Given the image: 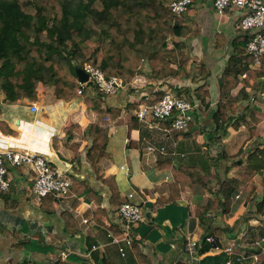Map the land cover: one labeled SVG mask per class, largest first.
<instances>
[{
  "label": "crops",
  "instance_id": "0c3cea01",
  "mask_svg": "<svg viewBox=\"0 0 264 264\" xmlns=\"http://www.w3.org/2000/svg\"><path fill=\"white\" fill-rule=\"evenodd\" d=\"M244 14L231 8L220 16L213 0H194L184 15L190 31L187 33L183 30L179 41V46H185L191 55L189 72H182L176 78L158 80L150 79L143 70L133 80L135 85L132 82L131 88L127 86L111 96L99 95L98 91L87 89L88 95L102 109H122L116 120L108 115L87 111L83 98L71 101L57 98L54 87L47 85H39L34 100L25 98L9 102L6 95L0 93V133L5 140L16 144L19 150L46 155L55 168L71 179L73 186H78L70 197L58 199L52 205L42 204L33 192L35 174L24 167L11 169V189L0 196V264H97L103 258H108L113 264H137L133 247L122 257L118 254V245L112 242L114 233L110 228H120L122 237L126 224L120 215V207L111 204L115 191L125 199L133 193L134 200L143 205L145 220L135 227L131 225L130 234L133 241L141 242L143 251L156 264H176L178 261L193 263L186 251L187 240L202 239L205 232L195 217L198 200L190 191L184 192L178 201L173 200L168 190L173 176L165 161L171 160L176 168L181 165L189 168L198 166L210 176V186L216 187L217 180L213 175L219 168L223 176L233 162L227 149L232 132L236 134V129L254 132L257 124L264 126V90L253 97L254 101L244 102L239 108L238 113L243 114L245 120L230 128L227 137L223 133L225 139L221 144L209 141L207 131L211 130L204 128L206 132L199 137L197 145L191 142L193 144L190 146L188 140H176L168 128L152 120L138 119L137 129L130 135L129 126L134 121V114L142 110L143 98L153 99V94L159 89L193 93L201 85L211 90L213 84H218L226 67L227 56L234 51V43L242 30ZM170 42L172 45L168 44V47L172 48L175 41ZM144 65L146 71H150L148 63ZM203 65L206 75L202 73ZM255 69H260V66H255ZM138 77L140 80H137ZM241 87L233 92L234 95ZM215 91L219 94L217 85ZM217 99L210 105L211 108L215 107ZM200 103L204 104L201 100ZM34 104L39 108L38 112L31 110ZM257 106L260 107L259 111ZM197 114L198 122L205 124L201 113ZM93 125L109 129L108 154L98 169L89 155L91 136L87 131ZM208 127L211 129V122ZM261 134L254 135L261 137ZM205 136L206 142L203 141ZM151 146L157 149L155 153L149 152ZM161 148H165L166 154L159 152ZM216 150H225L227 161L219 165L212 153ZM236 173L237 170L232 168L228 175L233 177ZM209 197L210 194L205 196V202ZM161 199L173 201L165 203L163 207H155ZM254 210V205H251L240 207L232 215L225 216L221 212L212 215L211 229L220 225L235 228L236 237L225 234L218 242L221 251H208L200 255L203 258L201 264H218L226 259L227 256L221 255V252L230 240L239 241L247 253L259 250L261 264H264V243L259 248L254 245L256 240L264 238V220ZM243 264L253 263L247 261Z\"/></svg>",
  "mask_w": 264,
  "mask_h": 264
},
{
  "label": "trees",
  "instance_id": "16d2710c",
  "mask_svg": "<svg viewBox=\"0 0 264 264\" xmlns=\"http://www.w3.org/2000/svg\"><path fill=\"white\" fill-rule=\"evenodd\" d=\"M170 1L172 0H0V93L3 92L9 102L25 98L34 100L37 98L39 85H47L54 87L57 98L61 100L83 98L87 111L108 115L112 120L118 119L122 109H102L88 95V88L81 85L76 70L91 62L95 67L102 68L106 77L110 78L119 73L125 80H132L139 74V66L144 63H148L150 67L151 79L176 78L182 72H189L191 55L185 46H179V41L182 31L189 33L190 30L184 16L175 18L168 6ZM96 25L102 26L99 32L94 31ZM239 33L233 46L234 51L228 56L226 67L219 79L217 103L210 114L212 122L209 141L219 144L223 142V133L245 120L244 115L238 113L243 103L254 101L253 97L264 90V58L260 69H255L256 58L247 52L252 35L243 30ZM171 39L175 42L169 48ZM84 43L87 46L84 47ZM206 72L203 65V75ZM240 86V91L234 95L233 92ZM205 87L201 85L193 93L181 90L178 95L186 99L189 97L187 100L193 104L201 100L211 108L210 102L207 103L211 99V92ZM79 90H82L80 95ZM166 93V89H159L153 94V99L144 97L142 102L154 106ZM191 94L196 97V102ZM99 95L105 94L99 92ZM247 109L250 110L249 105ZM257 109L260 107L257 106ZM251 115L259 122L253 113ZM193 116L195 120L189 124L187 130L174 129L173 120L161 124L170 130L176 140L193 139L204 133L196 128V110ZM137 121L138 118L135 117L129 126V135L137 129ZM87 133L91 136L89 155L95 160L94 166L98 169L100 162L108 154L109 129L93 125ZM242 152L243 150L240 151ZM222 156L226 160V153ZM165 163L173 176L168 184L173 200L178 201L186 191H190L198 200L195 217L205 232L203 246L198 250L197 256L218 246L225 234L236 237L235 228L222 225L210 228L214 213L232 215L240 207L254 205V213L264 220V192L258 195L254 181L257 174L264 172V143L253 148L246 160L240 157L233 159L229 170L226 169L223 176L218 168L213 175L217 180L216 187L210 186V176L198 166L189 168L181 165L176 168L171 160H166ZM232 168L237 170V174L229 177L228 172ZM260 184L264 189V177ZM77 187V184L72 185L65 197H70ZM207 194L210 197L205 202ZM57 200L55 195L50 194L41 201L42 204L52 205ZM173 200L161 199L155 207H163L165 203ZM127 201L118 191L113 192L112 205L121 207ZM110 229L114 237L123 234L118 227ZM211 234L215 240L213 244L205 240ZM255 253L260 252L257 250ZM133 254L137 264H156L143 251L141 242L136 240L133 241ZM97 264L113 263L108 258H103ZM176 264L189 263L178 261Z\"/></svg>",
  "mask_w": 264,
  "mask_h": 264
},
{
  "label": "built area",
  "instance_id": "2783aa9c",
  "mask_svg": "<svg viewBox=\"0 0 264 264\" xmlns=\"http://www.w3.org/2000/svg\"><path fill=\"white\" fill-rule=\"evenodd\" d=\"M194 0H172L168 6L175 18L183 17ZM216 12L222 16L231 8L243 11L245 14L241 19V28L252 35V39L247 45V52L256 58V66H261L264 58V0H213ZM89 75V82L82 84L90 90L102 92L107 96L115 95L124 90L127 86L123 77H106L101 68L95 67L92 63H86L83 67ZM88 84H90L88 86ZM82 94V90L78 91ZM33 112H38L39 108L34 104L31 107ZM195 108L193 103L174 92H167L162 100L154 106L146 105L135 114L139 120H152L157 123L173 120V128L177 130H187L189 124L193 122ZM150 153H155V147L148 148ZM161 154H166L165 148L159 150ZM17 167L28 168L35 174L34 195L42 200L50 194L57 199L64 198L71 189L72 181L64 172L55 168L52 162L44 154L33 151L19 150L16 144H11L5 140V136L0 133V196L8 193L11 189L9 179L10 170ZM122 169H126L122 167ZM127 170V169H126ZM128 201L120 207V215L125 221L124 235L116 238L112 237V242L119 247L122 257L128 253V249L133 247V238L130 234L131 225H136L145 220L143 205L134 200V194L128 195ZM206 242L213 244L214 237L206 236ZM233 245H227L221 252L227 256L218 264H243L252 261L253 264H261L259 253L245 252L239 241L233 240ZM264 238L256 240L255 246L262 247ZM203 246L202 239L187 240L186 251L193 260L192 264H201L202 256H197V252ZM209 251L220 252V246H214ZM65 256V254H64Z\"/></svg>",
  "mask_w": 264,
  "mask_h": 264
},
{
  "label": "rangeland",
  "instance_id": "374dc122",
  "mask_svg": "<svg viewBox=\"0 0 264 264\" xmlns=\"http://www.w3.org/2000/svg\"><path fill=\"white\" fill-rule=\"evenodd\" d=\"M102 29V26H98V25H96L95 27H94V31H96V32H99L100 30ZM170 41H172V39L171 40H169V45H172V43L170 42ZM85 46H87V43H84V47ZM185 48V47H184ZM229 56V55H228ZM227 56V57H228ZM87 63H91V62H87ZM93 64V63H92ZM145 64V63H144ZM144 64H142L143 65V67L142 68H139V71H140V73H142V71L143 70H145V72H146V74H149V78L151 79V75H150V71H146L147 70V68H146V66L144 65ZM102 69V68H101ZM139 74H136L135 75V77L136 76H138ZM114 76H118V77H121L120 76V74L119 73H115V75ZM135 77L132 79V80H125L124 78V81H125V83L127 84V86H128V88H131V84H132V82H134L133 80L135 79ZM141 77H143V76H140V78ZM139 78V77H138ZM137 78V80H140V78L138 79ZM216 81V80H215ZM136 83L134 82V85H135ZM216 85H217V87H218V84L217 83H215V84H213V88H210L211 90H210V92H211V99L209 100V101H207V103L209 104V102H210V105L213 103V102H215V99L217 98V94L218 93H216ZM127 86H126V88H127ZM214 88H215V90H214ZM167 90V92L169 91H171V92H174V93H176L175 91H173V90H171L170 88H167L166 89ZM192 93V92H191ZM177 95H178V92L176 93ZM192 96H193V94H191ZM182 97H184V96H182ZM187 97V96H186ZM185 98V97H184ZM189 97H187V99H188ZM191 99V98H190ZM192 99H194L193 101H195L196 102V97H194L193 96V98ZM144 104H143V107H145L146 105H148V104H146L145 102H143ZM194 105V108H195V110H196V114H197V112L200 114L201 113V117H202V122L203 123H205V124H202V123H200V121L198 122V126L196 127L198 130L199 129H201V130H203V128L204 129H207V130H211V129H209V127H208V125H209V123L210 122H212V120H211V118H210V112H211V109L212 108H208L206 105H202L201 103H200V101H197V103L196 104H193ZM143 109V108H142ZM259 111V110H258ZM239 112V111H238ZM246 111H244L243 113H245ZM136 114V113H135ZM134 114V115H135ZM240 114V113H239ZM245 115H246V113H245ZM257 119V118H256ZM257 120H259V119H257ZM257 122V121H256ZM203 125H204V127H203ZM253 129H255L254 130V132H248V131H246V130H243V131H239V129L237 130L236 129V131H237V133L236 134H234L233 132H232V134H233V137H232V139H230L229 140V143H228V146H227V149L229 150V152H230V154H231V158H230V160L232 161L234 158H237V157H240V158H242L243 160H246V158H247V156L250 154V152H251V150L254 148V147H257L258 145H259V143H264V126H263V124L262 125H259V124H257ZM229 130V129H228ZM251 130V129H250ZM230 132H231V130H229ZM229 131H227L226 132V137H227V135H229ZM206 131H204V133H205ZM207 132H209V131H207ZM261 132L263 133V135L261 134ZM204 133H202L201 135H197V137H195V138H193V139H188V141L191 143V142H194V144H196L197 145V143L199 142L198 140H199V137H201V136H203L204 135ZM257 133H260L261 134V137H259V136H255L254 134H257ZM231 134V133H230ZM260 138V139H259ZM225 139V138H224ZM224 139H223V141H224ZM203 141H207V138H206V136L204 137V139H203ZM192 144L193 143H191V145L190 146H192ZM220 147H223V146H219V148ZM192 150H195V148L194 149H192ZM191 150V151H192ZM209 150V149H208ZM221 150H223V149H221ZM241 150H243V152L242 153H240V151ZM213 154H215V157H216V159H218V162H219V165H220V163L222 162V161H224V159H223V156H222V154L223 153H227V152H225V150L224 151H220V150H216V151H213L212 152ZM208 158H211V156H207ZM124 174H125V172H124ZM237 174V173H236ZM264 177V172H261V173H259V174H257L255 177H254V181H255V185L257 186V193H258V195H262V193L264 192V189H263V187L261 186V184H260V181H261V179ZM226 216V215H225ZM145 217H146V214H145ZM134 227H135V225H134ZM233 243H234V241L233 240H230V241H228V245H233ZM119 254V256H120V253H118ZM119 261H122V259H119Z\"/></svg>",
  "mask_w": 264,
  "mask_h": 264
},
{
  "label": "water",
  "instance_id": "95a60500",
  "mask_svg": "<svg viewBox=\"0 0 264 264\" xmlns=\"http://www.w3.org/2000/svg\"><path fill=\"white\" fill-rule=\"evenodd\" d=\"M76 72L80 83L86 84L89 82V75L84 71L83 68H77Z\"/></svg>",
  "mask_w": 264,
  "mask_h": 264
},
{
  "label": "clouds",
  "instance_id": "9594fccd",
  "mask_svg": "<svg viewBox=\"0 0 264 264\" xmlns=\"http://www.w3.org/2000/svg\"><path fill=\"white\" fill-rule=\"evenodd\" d=\"M136 117V116H135Z\"/></svg>",
  "mask_w": 264,
  "mask_h": 264
}]
</instances>
